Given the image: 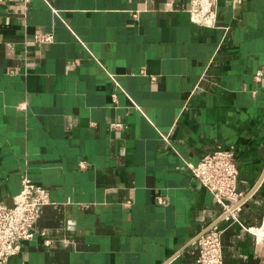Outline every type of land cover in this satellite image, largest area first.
Returning a JSON list of instances; mask_svg holds the SVG:
<instances>
[{
  "label": "crops",
  "instance_id": "crops-1",
  "mask_svg": "<svg viewBox=\"0 0 264 264\" xmlns=\"http://www.w3.org/2000/svg\"><path fill=\"white\" fill-rule=\"evenodd\" d=\"M216 4L0 0V202L49 196L9 264H196L219 220L187 166L217 145L247 193L223 264H264V0Z\"/></svg>",
  "mask_w": 264,
  "mask_h": 264
},
{
  "label": "built area",
  "instance_id": "built-area-1",
  "mask_svg": "<svg viewBox=\"0 0 264 264\" xmlns=\"http://www.w3.org/2000/svg\"><path fill=\"white\" fill-rule=\"evenodd\" d=\"M188 14L191 22L197 26L218 27L216 0H189ZM36 39L41 43H49L53 40V35L39 34ZM260 75L261 72H258L256 78ZM187 167L197 184L214 198V216L216 221L219 220L210 224L196 240V264H223L221 235L227 226L238 221L240 209L247 199V193L238 187L239 169L233 148L217 145L196 164ZM47 204L48 192L27 176L21 177L19 193L10 204L0 202V264H9L10 259L20 253L23 242L34 238L38 210ZM41 235L44 233L41 232ZM45 242L49 243L48 240Z\"/></svg>",
  "mask_w": 264,
  "mask_h": 264
}]
</instances>
